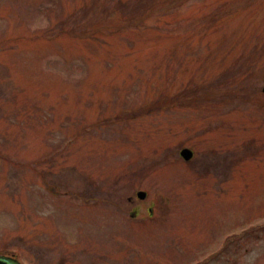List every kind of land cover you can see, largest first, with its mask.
Returning <instances> with one entry per match:
<instances>
[{
  "label": "rangeland",
  "instance_id": "1",
  "mask_svg": "<svg viewBox=\"0 0 264 264\" xmlns=\"http://www.w3.org/2000/svg\"><path fill=\"white\" fill-rule=\"evenodd\" d=\"M263 88L264 0H0V255L264 264Z\"/></svg>",
  "mask_w": 264,
  "mask_h": 264
},
{
  "label": "water",
  "instance_id": "2",
  "mask_svg": "<svg viewBox=\"0 0 264 264\" xmlns=\"http://www.w3.org/2000/svg\"><path fill=\"white\" fill-rule=\"evenodd\" d=\"M263 93H264V88H263ZM180 157L185 161V162H189L192 157H193V154L191 151L185 149L183 151H181L180 153ZM137 197L140 199V200H144L146 195L144 193H138L137 194ZM0 264H16L14 261H12L11 259H0Z\"/></svg>",
  "mask_w": 264,
  "mask_h": 264
},
{
  "label": "flooded vegetation",
  "instance_id": "3",
  "mask_svg": "<svg viewBox=\"0 0 264 264\" xmlns=\"http://www.w3.org/2000/svg\"><path fill=\"white\" fill-rule=\"evenodd\" d=\"M0 258H3V256L0 255Z\"/></svg>",
  "mask_w": 264,
  "mask_h": 264
}]
</instances>
